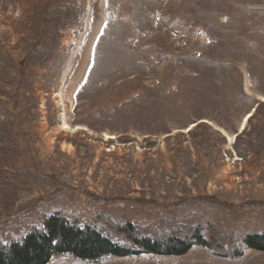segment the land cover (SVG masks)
Listing matches in <instances>:
<instances>
[{"label":"rangeland","instance_id":"1","mask_svg":"<svg viewBox=\"0 0 264 264\" xmlns=\"http://www.w3.org/2000/svg\"><path fill=\"white\" fill-rule=\"evenodd\" d=\"M0 115L3 243L56 215L264 235V0H0ZM244 250L49 264H264Z\"/></svg>","mask_w":264,"mask_h":264},{"label":"trees","instance_id":"2","mask_svg":"<svg viewBox=\"0 0 264 264\" xmlns=\"http://www.w3.org/2000/svg\"><path fill=\"white\" fill-rule=\"evenodd\" d=\"M72 10L71 6H65L56 10L54 15L59 17ZM48 47L34 53L36 62L47 61L44 56ZM11 144L0 115V148L8 150ZM2 182L4 179L0 176V184ZM173 223V220H161L158 225L149 227V233H146L128 220L122 223L108 221L105 229H98L96 221H71L56 215L44 221L42 232L32 230L20 240L0 241V264H49L53 257L58 256H72L89 263L108 257L128 258L142 254L182 257L194 247L206 248L229 259L242 258L244 248L264 253V235H249L242 241L232 233L210 226L212 235L206 238L200 227H181Z\"/></svg>","mask_w":264,"mask_h":264},{"label":"bare ground","instance_id":"3","mask_svg":"<svg viewBox=\"0 0 264 264\" xmlns=\"http://www.w3.org/2000/svg\"><path fill=\"white\" fill-rule=\"evenodd\" d=\"M245 125H246V124H245ZM245 125H244V126H245ZM233 140H234V138H231V141H232V142H233Z\"/></svg>","mask_w":264,"mask_h":264}]
</instances>
